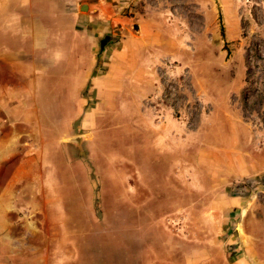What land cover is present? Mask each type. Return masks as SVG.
Returning <instances> with one entry per match:
<instances>
[{
  "label": "rangeland",
  "instance_id": "rangeland-1",
  "mask_svg": "<svg viewBox=\"0 0 264 264\" xmlns=\"http://www.w3.org/2000/svg\"><path fill=\"white\" fill-rule=\"evenodd\" d=\"M69 8L82 48L40 93L67 110L65 137L47 144L46 219L15 262L264 264V0Z\"/></svg>",
  "mask_w": 264,
  "mask_h": 264
},
{
  "label": "crops",
  "instance_id": "crops-1",
  "mask_svg": "<svg viewBox=\"0 0 264 264\" xmlns=\"http://www.w3.org/2000/svg\"><path fill=\"white\" fill-rule=\"evenodd\" d=\"M75 1L0 0V264H17L14 258L26 250L29 240L39 232L38 224L46 219L33 214L41 206L36 191L44 193L47 144L54 139L53 131H60V141L65 137L67 110L60 100L46 104L40 93L68 66V49L82 48L74 22L65 21L67 14L87 19L70 10L69 4ZM69 35L76 46L68 43ZM128 53L127 48L116 51L107 77L115 74L118 61L128 58ZM93 69L90 66L78 74L82 80L89 79ZM57 84L60 82L53 84L55 88ZM81 86L76 84L75 94Z\"/></svg>",
  "mask_w": 264,
  "mask_h": 264
},
{
  "label": "water",
  "instance_id": "water-1",
  "mask_svg": "<svg viewBox=\"0 0 264 264\" xmlns=\"http://www.w3.org/2000/svg\"><path fill=\"white\" fill-rule=\"evenodd\" d=\"M79 10L82 11V12H84V13H94L98 9L94 5L83 4V5L80 6ZM78 139H79V137H74V138H69L66 141H68V142H74V141H76Z\"/></svg>",
  "mask_w": 264,
  "mask_h": 264
},
{
  "label": "bare ground",
  "instance_id": "bare-ground-1",
  "mask_svg": "<svg viewBox=\"0 0 264 264\" xmlns=\"http://www.w3.org/2000/svg\"><path fill=\"white\" fill-rule=\"evenodd\" d=\"M240 231L244 235V231H243V228L242 227L240 228Z\"/></svg>",
  "mask_w": 264,
  "mask_h": 264
}]
</instances>
